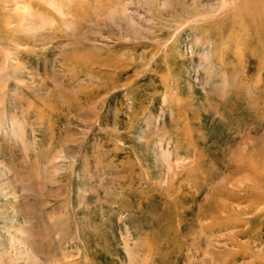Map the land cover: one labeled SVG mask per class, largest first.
<instances>
[{
	"label": "rangeland",
	"instance_id": "1",
	"mask_svg": "<svg viewBox=\"0 0 264 264\" xmlns=\"http://www.w3.org/2000/svg\"><path fill=\"white\" fill-rule=\"evenodd\" d=\"M32 1L0 0V264H264L258 39L219 0Z\"/></svg>",
	"mask_w": 264,
	"mask_h": 264
},
{
	"label": "bare ground",
	"instance_id": "2",
	"mask_svg": "<svg viewBox=\"0 0 264 264\" xmlns=\"http://www.w3.org/2000/svg\"><path fill=\"white\" fill-rule=\"evenodd\" d=\"M219 2L220 6L217 14L201 12L197 15L203 20L206 19L202 28L211 29L213 34H218L219 36L236 33L238 35L236 39L250 47H255V44L252 43H256L255 39H258L257 46L261 45L264 52V0H219ZM31 4L27 5V7L29 8ZM220 15L222 16L220 17ZM7 18L0 11V31H2L0 33H4L3 26L8 21ZM44 18L46 19V17ZM207 18L212 20H207ZM262 60L264 61V59ZM254 61V59L250 60L251 63Z\"/></svg>",
	"mask_w": 264,
	"mask_h": 264
}]
</instances>
